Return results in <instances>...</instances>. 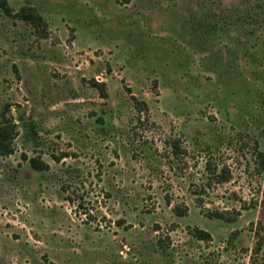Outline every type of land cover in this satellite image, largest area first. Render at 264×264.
<instances>
[{
	"label": "rangeland",
	"instance_id": "1",
	"mask_svg": "<svg viewBox=\"0 0 264 264\" xmlns=\"http://www.w3.org/2000/svg\"><path fill=\"white\" fill-rule=\"evenodd\" d=\"M7 2L0 264H264V0Z\"/></svg>",
	"mask_w": 264,
	"mask_h": 264
},
{
	"label": "trees",
	"instance_id": "2",
	"mask_svg": "<svg viewBox=\"0 0 264 264\" xmlns=\"http://www.w3.org/2000/svg\"><path fill=\"white\" fill-rule=\"evenodd\" d=\"M0 8L3 10L4 14L7 16H18L22 18L23 20H27L29 22L34 23L37 26L43 25V18L37 14V12H34L33 10L23 8L19 12L15 13L14 9L8 4L7 0H0ZM93 86L98 88L101 92V95L103 97H106L107 94L105 92L104 85L97 84L96 82H92ZM2 125V124H1ZM12 130L13 127L10 126H0V154L3 156H8L13 153V149L11 148V145L9 144L8 140L12 138ZM30 166L36 170V171H43L48 169V165L45 162H42L39 159L36 158H30L29 159ZM203 235H207L205 232L199 233V238L203 239Z\"/></svg>",
	"mask_w": 264,
	"mask_h": 264
}]
</instances>
